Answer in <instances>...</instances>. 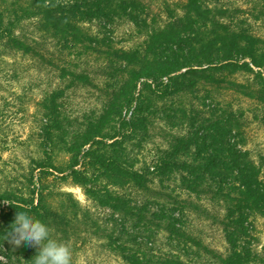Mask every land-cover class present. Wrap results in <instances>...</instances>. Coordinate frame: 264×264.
Masks as SVG:
<instances>
[{
	"label": "trees",
	"instance_id": "1",
	"mask_svg": "<svg viewBox=\"0 0 264 264\" xmlns=\"http://www.w3.org/2000/svg\"><path fill=\"white\" fill-rule=\"evenodd\" d=\"M151 1L0 0L3 51L35 60L59 82L34 104L38 150L24 190L0 186V264H30L35 254L2 239L23 209L72 254L93 236L122 264H197L190 249L208 264H264L253 234L264 217L262 170L244 147V109L221 98L264 106V36L250 22L264 23V0L250 8ZM126 24L129 40L116 42ZM79 86L99 91L98 110L67 111V92ZM152 137L160 143L141 159ZM66 182L105 217L56 185ZM203 200L218 211L210 214ZM186 211L219 224L227 253L186 231ZM160 232L186 258L175 249L155 253Z\"/></svg>",
	"mask_w": 264,
	"mask_h": 264
},
{
	"label": "rangeland",
	"instance_id": "2",
	"mask_svg": "<svg viewBox=\"0 0 264 264\" xmlns=\"http://www.w3.org/2000/svg\"><path fill=\"white\" fill-rule=\"evenodd\" d=\"M163 0H152L156 8ZM176 1V0H168ZM230 7L250 8L256 0H223ZM254 31L264 36V23L250 21ZM129 26L122 25L115 31V41L125 43L129 40L123 32ZM29 27L24 28L28 30ZM59 82L55 72L40 65L35 60L23 58L19 54L5 52L0 46V186L9 188H23L25 173L29 170L30 158L35 156L38 150L37 122L35 117V101L39 100L44 92L57 86ZM66 109L75 116L92 113L99 109V91L93 88L79 86L67 92ZM224 101H231L233 106H241L245 111L247 124L242 130L244 147L249 150L251 157L261 167V176L264 178V106L256 102L240 99L231 94L225 95ZM237 108V107H234ZM160 143L157 137L150 138L144 144L139 155L141 159L150 155V151ZM152 155V154H151ZM9 184V185H8ZM58 187L73 193L84 206L91 209L96 216L105 217L104 211L97 209L94 203L83 193L79 186L70 182L57 183ZM4 187V188H6ZM208 208L210 214L218 211L217 207L208 200L197 202ZM202 206V208H204ZM221 212V211H220ZM186 231L201 240L202 244L225 254L228 251L223 231L219 224L208 221L192 211L184 213ZM254 242L258 250L264 248V217H258L253 222ZM181 243L168 241L166 234L160 232L154 239L152 247L155 253H167L175 249L180 254ZM194 250V249H193ZM187 254L191 258H198L196 263L208 264L207 257L202 253L197 256L190 249ZM75 264H122L121 259L106 251L102 247L101 240L95 237H87L84 245H80L73 253ZM197 263V264H198Z\"/></svg>",
	"mask_w": 264,
	"mask_h": 264
},
{
	"label": "clouds",
	"instance_id": "3",
	"mask_svg": "<svg viewBox=\"0 0 264 264\" xmlns=\"http://www.w3.org/2000/svg\"><path fill=\"white\" fill-rule=\"evenodd\" d=\"M2 232V239L12 245L22 242L35 248V254L28 259L30 264H72V248L67 242L51 236L50 228L37 219L30 210L15 211L13 220Z\"/></svg>",
	"mask_w": 264,
	"mask_h": 264
}]
</instances>
